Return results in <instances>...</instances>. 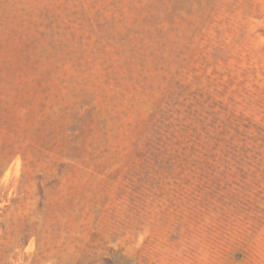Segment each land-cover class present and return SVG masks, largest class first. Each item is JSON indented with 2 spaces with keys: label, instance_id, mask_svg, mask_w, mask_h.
Segmentation results:
<instances>
[{
  "label": "rangeland",
  "instance_id": "rangeland-1",
  "mask_svg": "<svg viewBox=\"0 0 264 264\" xmlns=\"http://www.w3.org/2000/svg\"><path fill=\"white\" fill-rule=\"evenodd\" d=\"M0 264H264V0H0Z\"/></svg>",
  "mask_w": 264,
  "mask_h": 264
}]
</instances>
